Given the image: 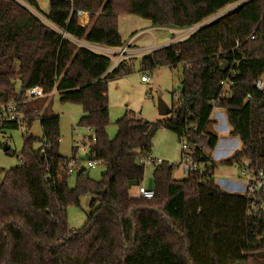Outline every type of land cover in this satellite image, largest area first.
<instances>
[{"label": "trees", "instance_id": "obj_1", "mask_svg": "<svg viewBox=\"0 0 264 264\" xmlns=\"http://www.w3.org/2000/svg\"><path fill=\"white\" fill-rule=\"evenodd\" d=\"M239 1L50 0L44 21L30 9L39 10L36 0H0V103L22 100L38 86L46 95L56 91L61 102L80 104L78 125L93 132L88 160L105 167L97 181L82 165L87 159L68 172L63 164L77 147L70 158L62 156L60 116H40L43 134L25 136L21 165L0 170V264H264V215L251 214L254 198L264 202V191L228 193L215 178L219 165L264 174V91L254 86L264 76V0H247L184 39L144 54L141 72L182 66L181 88L173 92L178 101L157 121L126 111L113 139L108 82L133 73L136 58L110 70L109 56L77 42L123 47L121 15L185 29ZM213 101L226 110L231 135L242 144L219 162L212 159L219 142ZM20 111L25 123L2 122L0 133L30 129L39 117L29 102ZM161 129L180 142L185 138L190 160L207 168L178 180L175 165L163 161L154 166V197L134 196L129 182H143L142 160ZM86 195L94 196L91 213L82 227L71 229L67 210Z\"/></svg>", "mask_w": 264, "mask_h": 264}, {"label": "rangeland", "instance_id": "obj_2", "mask_svg": "<svg viewBox=\"0 0 264 264\" xmlns=\"http://www.w3.org/2000/svg\"><path fill=\"white\" fill-rule=\"evenodd\" d=\"M241 0L233 3L206 21L195 25L190 28H177V27H156L153 26L150 20L142 17L124 14L119 17V31L125 41L135 37V41L139 43L140 49L131 51L125 60L136 58L133 63V73L113 78L108 82V99H109V117L110 124L108 126V135L114 138L117 134L118 127L116 121L122 117L126 111H131L136 115L149 120L157 121L167 118L169 115H162L159 113V101L164 102L168 107L178 101V92L181 88V79H183L182 66L177 68H170L168 66L158 67L150 72V81L145 83L141 80L143 72L140 71L141 57L155 49L168 44L171 41H178L189 36L193 30L196 31L202 25L214 21L215 19L229 13L236 7L246 2ZM39 10L30 7L42 20L45 21V15L49 11L50 0H40ZM152 26V28H147ZM154 27V28H153ZM138 36V37H137ZM78 43L85 44V41H77ZM133 49L135 46L132 43L128 44ZM128 45H124L128 46ZM91 50V49H89ZM93 51V50H91ZM95 52V51H93ZM96 53V52H95ZM138 55V56H137ZM137 56V57H136ZM179 76H182L180 78ZM177 92L174 96L173 92ZM30 107L38 109L39 117L36 118L30 129L26 126H21L17 129H8L0 133V170H9L21 165L19 153L21 152L24 144V138L28 135L42 136L43 130L40 122V116L46 114H57L60 116V154L64 157L70 158L73 154L74 147L78 148L77 157L82 159H89L88 144L89 138L93 132L87 127H81L78 122L83 115V109L80 104L72 102H61L60 96L57 92L51 93L49 96L35 99L30 101ZM213 121V126H214ZM214 130V127H213ZM215 131V130H214ZM221 139L225 136L228 138L232 135L220 132ZM230 143L235 144L238 137L232 136ZM237 138V139H235ZM84 142H86L84 144ZM227 141H222L225 144ZM153 151L150 158L160 159L175 165L173 177L181 180L187 176V173L182 169V143L178 140L177 136L167 130L161 129L156 134L153 140ZM39 143L36 144V147ZM232 146V145H231ZM9 147V149H7ZM83 166L89 171L90 177L94 180H100L102 173L105 171L103 165L95 167H87V161H83ZM158 163H156L157 165ZM154 163L146 161L145 163V176L140 186L147 188L154 187L153 170ZM244 167L239 165L224 166L219 165L216 168L217 180L220 178L228 179L230 181L236 180L239 177L244 178L242 169ZM225 175L229 177H225ZM76 183V173L69 177V186L74 187ZM138 188H132V195L138 196ZM94 198L92 195H86L81 198L80 206H70L67 210L68 223L71 229H78L82 227L91 213L90 202Z\"/></svg>", "mask_w": 264, "mask_h": 264}, {"label": "built area", "instance_id": "obj_3", "mask_svg": "<svg viewBox=\"0 0 264 264\" xmlns=\"http://www.w3.org/2000/svg\"><path fill=\"white\" fill-rule=\"evenodd\" d=\"M36 1H40V0H36ZM83 46L95 51L98 54L109 56L112 59V66L110 70L113 67L117 66L120 62L125 60V58L128 56V54L131 51L135 50L129 45L125 47H106L105 48L100 45L98 46L95 44L85 43L83 44ZM230 73H232V70H230ZM149 76H150V71H144L141 77V80L145 83H148L150 81ZM222 84L226 87L229 84V79L222 81ZM254 86L256 89L264 91V76L257 79L254 83ZM44 96H45L44 90L41 87L35 86V87L28 88L25 91V96L22 100H14L8 103H0V123L5 122V121H10V122H18V124L23 125L25 123V119H24L22 112L20 111V105L24 102H30L35 99L43 98ZM252 98L253 97L251 94L247 95L248 100H252ZM219 108L220 107L218 105V102L213 101V111ZM181 143H182V152H183L181 166L184 172L187 174L196 173V172L198 173L205 172L207 168L206 165L204 164L198 165V164L193 163L190 160L188 156L189 144L187 140L183 138L181 140ZM146 161L154 163L155 165L156 163L161 164L163 162L160 159L150 158V156L142 160L144 164L146 163ZM80 162H81L80 159L76 155L74 158L70 159L69 161L64 162L63 165L64 167H66L68 172L72 173L75 171L76 166L80 164ZM83 164L84 162H82V165ZM97 165H99V162L97 160L92 159V160L87 161V167L89 168L95 167ZM209 165L211 166V164ZM242 175H244L245 177V184H246L244 193L257 194L261 191H264V174L262 172L259 173V175H253L248 169L244 168L242 169ZM138 194L144 198L151 199L154 197L155 192H154L153 187L147 188L144 186H139ZM258 202L260 203L259 206H257ZM251 214L256 217L260 215H264V202H262L258 198H254V201L252 203Z\"/></svg>", "mask_w": 264, "mask_h": 264}, {"label": "crops", "instance_id": "obj_4", "mask_svg": "<svg viewBox=\"0 0 264 264\" xmlns=\"http://www.w3.org/2000/svg\"><path fill=\"white\" fill-rule=\"evenodd\" d=\"M147 28H152V26H147ZM122 39L125 42V45L132 43V45L135 46L134 47L135 50L140 49L139 43L135 41V39H136L135 37L128 39V41H125L124 38H122ZM175 41H171L168 44L163 45L161 47L167 46V45H169ZM102 47L106 48V46H102ZM161 47H156L155 49H152L151 51L159 49ZM148 52H150V51H148ZM181 81H182V79H181ZM53 92H56V91H53ZM49 95L50 94H48V95L45 94L44 97L49 96ZM211 119L215 123L213 127L215 130V133L217 134V136L219 138V142L216 146V149L212 154V159H213V161L219 162V161L230 158L236 151H238L241 148L242 144L238 140L235 144L230 143L229 142L230 139H233L232 136L229 138L227 136L223 137L224 140H226L227 142L225 144H222L223 138L221 139L220 132H224V134H230L231 135V132L233 131L232 127L228 123L227 113H226L225 109L219 108L217 110H214L212 112ZM235 139H237V138H235ZM85 143L86 142H84V144ZM77 151H78V148H77ZM225 177H229V176L225 175ZM215 178L217 180L216 174H215ZM217 182L223 188V190L228 192V193L242 194V193H244L245 186H246L245 177L244 178L239 177V179L237 178L236 180H232V181H230L228 179L220 178L219 180H217Z\"/></svg>", "mask_w": 264, "mask_h": 264}, {"label": "water", "instance_id": "obj_5", "mask_svg": "<svg viewBox=\"0 0 264 264\" xmlns=\"http://www.w3.org/2000/svg\"><path fill=\"white\" fill-rule=\"evenodd\" d=\"M227 70H228V65L227 64L221 66V68H220L221 72H226ZM180 78H182V76H180ZM158 108H159V113L160 114H162V115H168L169 114V107L164 102H162L161 100L159 101ZM134 186H138V182L137 181L129 182V187L130 188L134 187Z\"/></svg>", "mask_w": 264, "mask_h": 264}]
</instances>
